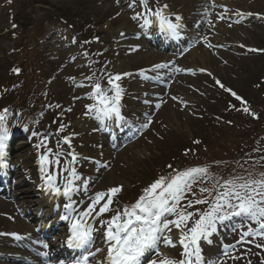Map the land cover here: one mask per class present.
Wrapping results in <instances>:
<instances>
[{"label": "rangeland", "instance_id": "rangeland-1", "mask_svg": "<svg viewBox=\"0 0 264 264\" xmlns=\"http://www.w3.org/2000/svg\"><path fill=\"white\" fill-rule=\"evenodd\" d=\"M31 1L0 0V31L3 29H14L16 27L14 15L22 19L20 15L28 11L27 3ZM227 1L233 6L234 12H243L247 16L243 19L233 18L232 20H225V22L227 21L225 24L227 30H222L216 34V39H212L209 36L207 40L204 37L199 38L195 44L179 56L158 54L160 56L155 55V58L153 57L149 60L146 57L147 52L145 54L142 50L135 52L128 44L120 43L122 41H119L120 36L118 40L117 38L112 39L113 44L117 45L112 46L117 50L119 48L121 50L117 53L118 59L121 62H126L128 68L135 72V76L132 77L135 80L130 82L128 86L129 94L123 101L126 102L125 107L129 109V114L134 113L135 122L149 125L143 130L141 136L129 141V144L124 147V154L118 157L116 174L101 180V184L105 185L107 189L123 186L122 191L124 193L120 194L119 199L121 197H129L128 192L137 190V185L140 184L144 187L148 182L149 186L157 178L163 176L159 175L155 178L157 172L154 170L157 167L161 168L162 171L165 168V171H167L166 176H170L171 170L186 168V166L183 167L186 157L184 158L181 150L193 147L192 142L188 138L194 139V141H204L211 117L221 116L227 105L230 106L229 98L225 93H221L214 88L213 83L208 80L210 75L206 73L219 77L225 85L232 88L231 90H236L240 95L248 99L253 98L259 89L256 85L258 84L260 74L264 72V55H261L262 57L257 55L251 56V52H248V50L250 51L256 48V46L264 48V0ZM52 3L72 8L75 12L73 16L79 15L82 19L92 20V24H95V28L89 27L95 30L91 31L92 34H95L97 27L101 29L100 33H102V29L106 26L107 28H104L105 33L112 36V38L117 37V33L127 23V17L118 11L116 3L113 1L52 0ZM163 3L169 4V9L174 14L183 15L186 11L189 12L188 10H190V14L187 15L189 18L186 21L191 24L195 22V17L200 16L201 7H205L207 1L161 0V4ZM150 6H155V0H152ZM18 7L20 15L16 14ZM44 7L48 9L47 6ZM56 8L57 6L52 7L54 12ZM9 10L13 15H9ZM57 20H60L59 14L53 13L50 20L44 22L46 35H44L42 40L34 44L40 46L39 49L41 51H46L49 60H53L55 63V65L48 66L49 68H47L49 71L48 75L50 76L56 71V76L46 82L49 87V95L53 99L57 98V100L63 101L64 109L74 112V115H72L73 126L81 122V119L87 113L88 106L95 103L90 97L92 91L91 84H88L89 87L85 93H79L78 96L77 92L73 90L78 84L84 83L85 78L79 77L80 74L91 75L89 73V57L86 55L89 51H85L82 40L77 36L69 35L67 30L62 29L60 26H58L60 29H57L58 27L53 25ZM20 24L21 27L24 25L22 22ZM200 29H204V27L201 26ZM25 32V29L18 27L8 37V41H5L0 36V79H9L8 76L4 75L6 72V55H15L7 62L10 65L15 62L22 64L25 60V52L19 50V48L21 43L22 46L26 44L27 47L31 44L21 41L19 48H17L15 43L18 40L17 36L20 33L23 35ZM117 41L119 42L117 43ZM67 48L69 50H66ZM236 48L246 50L247 54L236 50ZM90 55H92V51ZM161 56H166V58L163 59ZM172 60H177V64L174 65L176 66L174 68L176 71L173 73V79L170 81L169 87L165 89L161 99H157L149 87L150 84L145 79L146 77L155 79L156 74L161 72L160 69L153 71L154 65L163 64L164 62L168 63ZM59 64H61L60 67H58ZM117 66H119V62H117ZM174 66H172V69ZM79 67H84L83 71L78 70ZM17 68L21 73V67ZM177 69L181 70L177 71ZM201 69L204 71H201ZM142 70L144 71L143 75L141 74ZM109 74L115 75L111 70L108 72ZM201 74H206V78H201ZM103 76L104 74L101 75V77ZM134 81L135 83L132 84ZM22 90L23 86L17 85L16 92ZM189 100H197V104L189 106ZM145 101H148V103H145ZM156 105H160V107L157 108ZM50 112L57 114L58 110L51 108ZM206 114L209 117H206ZM40 119L43 123L47 122L51 119V115H46L45 113ZM27 121V114L22 110H14L7 113V125L11 133H14L15 127H18L23 132L31 130ZM25 126L28 129L27 131H25ZM87 127L88 125L82 123V126H78V129L73 133V136L79 137L82 141L85 136L84 129ZM38 138L37 145L44 137H40L39 135ZM17 141L18 139L16 140V145H18ZM85 142L90 146V152L94 155L104 153L103 149L106 146V142L102 141L99 135H94L91 141L86 139ZM212 147L213 145H210V148ZM49 148L53 150V154L65 149L63 143L54 138H48L46 146L40 149L42 152H46ZM23 152L25 153L23 159H26L28 153L26 150H23ZM260 153L264 155V140H262L258 147L257 154ZM169 165L172 167L169 168ZM24 182L26 184L22 185L21 188L27 186L38 190L43 183L42 173H34L30 178H25ZM194 189L195 185L193 186V191ZM114 199L116 204H118V198ZM18 202L13 198L1 199L0 221L1 226L5 227L6 232L0 233V250L10 251L9 247L3 245L7 243V239L11 240L14 238L15 230L18 229V226L22 227L20 222L22 221L21 213L25 205L22 203L18 204ZM236 222L244 223L245 226L239 231H233L234 224L226 223V226L219 228V232L213 237L211 245L203 241L201 242L205 259L208 260L207 257L211 256V253H216L215 260H221L222 264H249V261H251V264H261L264 261V248H257L255 245L257 243L264 244V239L247 237L244 238L243 243H237V241L241 240L240 232L247 231V225L250 221L241 222L238 220ZM16 234H22L21 238H24L30 236L31 232L28 229L22 228ZM249 240H253V242L248 243ZM22 242H26V239ZM29 243L31 244L30 241ZM224 244L235 245V248L229 249L228 255H224ZM181 251V247L177 245L172 250V253L179 259ZM27 252V250H21L23 255L27 254ZM233 257H239V259H233ZM152 259H156V257ZM0 264H19V262L0 253Z\"/></svg>", "mask_w": 264, "mask_h": 264}, {"label": "snow or ice", "instance_id": "snow-or-ice-1", "mask_svg": "<svg viewBox=\"0 0 264 264\" xmlns=\"http://www.w3.org/2000/svg\"><path fill=\"white\" fill-rule=\"evenodd\" d=\"M141 4L142 12L134 15L132 19L141 21L142 29L155 26L172 38L180 37L181 30L185 27L183 17L169 12V4H161V0H155L154 7L150 6L152 0H141ZM220 19L224 17L221 16ZM204 39L207 40V37ZM167 67V64H157L153 66V71ZM180 70L177 69V71ZM201 71L204 70L201 69ZM141 74H144L143 70ZM86 79L93 81L90 85L92 89L90 97L95 101L88 106L89 112L94 113L95 118L102 124L107 121H114L121 126L127 124L122 114L121 101L124 89L119 83L122 75L109 74L107 87L102 85L98 77H86ZM216 84L221 88L225 87L219 80ZM226 90L237 100H242L236 92L231 89ZM243 111L248 113L249 109L245 107ZM7 113L8 109L0 111V169L8 167L7 149L11 132L7 125ZM251 114L256 116L255 113ZM148 126V124L143 125L145 128ZM27 130L25 126V131ZM63 130V126L58 129L60 132ZM32 135L36 136L38 133L33 132ZM47 141L48 137H44L36 147L38 149L45 147ZM57 143L59 145V141ZM64 143L70 146L71 137H64ZM67 155L71 159L67 161L68 166L62 170L68 173L64 176L62 184L57 180L60 174L62 152L55 153V160H53V150L49 148L39 155V162L44 191L55 197H66L69 201L64 205V212L60 216L62 221L68 222L69 235L66 243L69 248L83 250V254L73 259L70 264H222L219 259L211 261L205 259L201 242L211 245L219 228L226 226V222L234 219H239L241 222L250 221L256 225L253 228L248 224L247 231L240 232L241 240L237 243H243L244 238L247 237L264 239V179L244 180L242 177H237L225 180L223 184L217 181L219 188L200 187V198L191 199L190 196H197L193 186L203 182L209 175V169L207 167L176 169L170 177L161 176L143 189L134 204L125 205L122 210H116L115 215L103 220L100 218L112 211L113 198L122 191L123 186L96 192L89 197L88 207L80 211L72 197L74 193L81 190V186L83 191L87 192L88 182L81 181L80 186L76 184V181L81 180L76 168L72 166L77 161V154L70 148ZM204 193L208 195L204 196ZM196 205H208V207L201 212L200 209L195 208ZM194 208V211L190 210ZM97 220H99V229L95 226ZM244 226V223L234 224L232 230L239 231ZM101 229H103V242L107 246V251L103 260H94L98 253L104 251L101 247H95L93 250L96 243L95 234ZM174 231L177 233L175 239ZM252 242L253 240L248 241V243ZM177 245L182 249L179 259L164 256L159 261L149 258L145 262V257L149 254L162 256V246L175 249ZM255 246L264 248V244L257 243ZM43 247L47 248L48 245L43 244ZM234 248L235 245L224 244L223 254L228 255L229 249ZM41 255L47 257L49 254L43 252ZM233 259H239V257H233ZM58 264H65V261L61 260ZM261 264H264V261Z\"/></svg>", "mask_w": 264, "mask_h": 264}, {"label": "trees", "instance_id": "trees-1", "mask_svg": "<svg viewBox=\"0 0 264 264\" xmlns=\"http://www.w3.org/2000/svg\"><path fill=\"white\" fill-rule=\"evenodd\" d=\"M31 3V2H30ZM263 115H264V112H263ZM236 123L237 124H240V125H243V126H245V127H247L248 129H250V127H251V121H250V119L249 118H247V117H245V116H243V115H238L237 116V118H236ZM251 129H253V128H251ZM253 130H256V129H253ZM210 134H212L211 135V138L212 139H210L208 136V142L210 143V144H215V143H217V141L219 140V139H223V136L224 135H226L227 134V132L223 129V128H218V129H213V130H210V132H209ZM242 134V136H241V138L240 139H242V138H244V137H246L247 135H248V131H245V130H243V132L241 133ZM221 142H219V143H217V146H220L221 144H220ZM240 151L241 152H243L242 151V149H240ZM226 152H224V153H219V152H217V153H211V155H210V160H212V162L211 163H215L216 161H218V162H224V163H226V167L225 168H237V164L239 163L238 161H236L232 156H230V157H227V156H220V155H223V154H225ZM244 153V152H243ZM244 154H246V153H244ZM199 158V157H198ZM198 158H193V157H189L187 160H186V165H190V164H193L194 163V161L196 160V159H198ZM255 169H257V168H253V171L255 170ZM259 169V168H258ZM260 170V169H259Z\"/></svg>", "mask_w": 264, "mask_h": 264}, {"label": "bare ground", "instance_id": "bare-ground-1", "mask_svg": "<svg viewBox=\"0 0 264 264\" xmlns=\"http://www.w3.org/2000/svg\"><path fill=\"white\" fill-rule=\"evenodd\" d=\"M221 3L226 7L225 9H220V8H217V7L213 6L211 8V10H210L211 11V14L214 13V15L212 14V21L217 22V23L220 21V18L218 17L217 13L218 14L224 13L225 16H226L227 13H229V11H231V8H229V10H228V7L226 6V0H224V1L222 0ZM183 23L185 24L184 21H183ZM210 25H211V23H210ZM128 43H130V41L126 42V44H128ZM147 53H146L147 54L146 57L149 58V60L151 58H153V57L155 58V55L153 53H151V52H147ZM119 69H127V68H124V66L121 65V66H119ZM176 237H177V233L175 232L174 238H176ZM55 248L58 249V246H55ZM56 249H53V250H51V251L48 252L49 257L54 256L56 258V257L59 256L58 255L59 250H56ZM168 250H169L168 248L162 246V251L163 252H167ZM104 253H106V251H102L101 253H98L97 254V257H95L94 260H103L104 257H105V254ZM18 255L19 254L15 253V252H13V254H12V256H14V257H17ZM17 259H24L25 260L26 258L17 257ZM42 259L44 260L45 258H42ZM36 260L37 259H33L32 257H29L27 261H29L30 264H37Z\"/></svg>", "mask_w": 264, "mask_h": 264}]
</instances>
